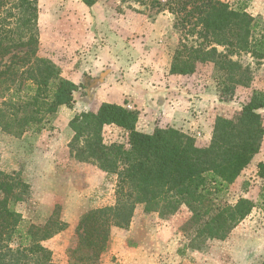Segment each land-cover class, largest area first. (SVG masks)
I'll return each mask as SVG.
<instances>
[{"label": "trees", "instance_id": "16d2710c", "mask_svg": "<svg viewBox=\"0 0 264 264\" xmlns=\"http://www.w3.org/2000/svg\"><path fill=\"white\" fill-rule=\"evenodd\" d=\"M81 1L91 8L100 0ZM152 3L176 17L175 29L181 35L171 74L193 75L200 64L212 63L220 100L250 87V71L237 58L264 60V20L249 14L245 3ZM39 50L37 0H0V129L15 138L41 133L61 108H73L79 89ZM139 117L137 109L102 103L97 111L77 114L71 121L72 156L116 177V204L91 210L80 219L69 264H98L112 228L128 227L138 206L162 219L186 208L191 217L182 232L187 247L199 252L210 241L228 239L257 207L248 197L230 204L227 196L261 151L264 91L254 90L233 118L218 117L206 144L172 127L140 132ZM106 126L123 129L128 143H105ZM257 168L264 205V162ZM29 192L30 185L19 174L0 169V249L7 250L0 264H54L52 251L43 243L65 231L67 224L54 217L43 227L25 223L15 208Z\"/></svg>", "mask_w": 264, "mask_h": 264}, {"label": "rangeland", "instance_id": "374dc122", "mask_svg": "<svg viewBox=\"0 0 264 264\" xmlns=\"http://www.w3.org/2000/svg\"><path fill=\"white\" fill-rule=\"evenodd\" d=\"M153 1H158L161 5L167 2V0L99 1L106 2L112 7L110 10L113 17L122 18L123 23L119 27L126 35L121 37L117 46L121 53L129 51L132 60L127 62L132 61V64L139 62L146 53L151 55L157 51L161 52V46L165 45L172 58L180 44L181 35L175 29L176 17L155 6ZM221 1L234 6L245 3L249 14L264 20V0ZM37 4L39 55L59 66L62 75L78 85L79 89L75 92L73 108H61L41 133L29 132L21 138H15L0 129V169L6 173L19 174L30 185L26 200L18 203L15 208L25 223L43 227L51 217H54L67 224L65 231L45 241L43 245L52 251L54 264H69L70 251L76 248L78 242L76 229L80 219L91 210L116 204V177L107 175L92 164L76 161L70 149V142L74 136L71 128L72 119L77 114L96 110L95 105L100 101L97 97L98 92L87 87L89 78L93 80L97 76H89L83 72V64L85 62L87 64L85 53L88 49L100 46L98 43L101 46L104 43L100 42V38H96V41L92 38L98 37V26L96 23L88 22L89 16L81 0H37ZM146 21L153 22L152 33L143 28ZM89 32L92 38L90 40L87 38ZM153 37L156 38L152 40ZM237 59L249 69L252 82L249 88H238L232 99L220 100L212 63L198 66V84L202 85L199 93L215 97L211 106L214 124L218 117L230 119L236 116L254 90L264 91V60L257 61L250 55H242ZM121 62L123 66L119 77L126 67L125 62ZM150 68L144 66L142 69L149 71ZM124 106L135 109L129 103ZM198 131L183 133L204 144L210 143L211 140L209 142L205 140L204 132ZM103 136L107 144L128 143V133L116 126H106ZM261 153L260 151L259 154ZM256 156L236 183L230 187L227 196L230 204H235L240 197H248L257 203L256 209L247 218L255 216L256 221L251 227H247L246 231L248 229L255 231L264 224V205L259 200L262 181L257 176V165L261 160L264 161V151L261 158ZM190 217L191 214L186 208L174 217L162 219L157 214H145L143 206H138L128 227L112 228L107 250L98 264L264 262V247H259V252H254V247H234L233 243H229L231 235L225 241L208 242L202 252L189 249L182 228ZM6 251L5 248L0 249V256L6 254Z\"/></svg>", "mask_w": 264, "mask_h": 264}, {"label": "crops", "instance_id": "0c3cea01", "mask_svg": "<svg viewBox=\"0 0 264 264\" xmlns=\"http://www.w3.org/2000/svg\"><path fill=\"white\" fill-rule=\"evenodd\" d=\"M83 6L89 16L88 22L91 21L98 26V37L92 38L95 41L96 38H100V42L104 43L103 46L98 43L100 46L88 49L85 53L87 64L86 62L83 64L85 74L97 76L93 80L89 78L90 82L87 83L89 90L98 92L97 97L100 101L95 105L97 109L94 111H97L102 103L122 106L129 103L140 112L137 124V130L140 132L151 134L157 128L168 127L184 133L199 130L198 133L204 132V138L209 142L214 125L211 106L215 97L199 93L202 87L198 84L199 67L193 75L171 74L172 58L166 45L161 46V52L156 50L155 54L146 53L139 62L133 64L132 61L127 62L132 60L129 51L121 53L117 46L121 37L126 35L119 27L123 23L122 18L113 17L110 10L112 7L106 2H98L91 8ZM143 28L152 33L153 22L146 21ZM89 34L90 32L87 38L90 40L92 38ZM120 60L124 61L126 66L125 71L121 72V77L119 73L123 63ZM141 66L151 68L144 71ZM263 147L264 142L262 153ZM262 153L256 158H261ZM255 221V216H251L241 223L232 232L229 243H233L234 247H254V252H259V247H264V224L255 231L245 230Z\"/></svg>", "mask_w": 264, "mask_h": 264}]
</instances>
